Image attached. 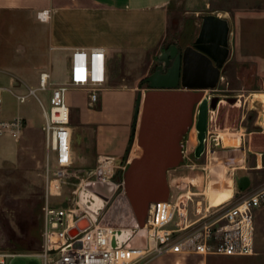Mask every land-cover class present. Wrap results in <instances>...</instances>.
<instances>
[{
	"label": "rangeland",
	"instance_id": "374dc122",
	"mask_svg": "<svg viewBox=\"0 0 264 264\" xmlns=\"http://www.w3.org/2000/svg\"><path fill=\"white\" fill-rule=\"evenodd\" d=\"M22 15L11 16L9 28L0 25V31L4 29V32H0V50L9 49V58L0 59V63L3 61H9L7 64L11 63L5 71L0 73V85L11 88L9 92L3 94L4 117L11 118L21 114L27 118L29 125L42 127L45 124L43 110L44 107L49 109L50 96L45 92H39V99L30 97L22 105H19L16 96L26 94L29 87L34 89L39 87V74L32 67L33 64L39 62V59L29 57L25 48L29 44H36L41 48L47 46L48 30H44L43 27L34 24ZM207 15H222L229 21L231 55L223 70L218 88L206 93L209 99L220 98L221 102L217 111L223 119H234L237 116L233 107L236 103L232 104L228 102V99L241 100L242 95H248L251 92L264 93V0H176L170 9L166 47L175 44L184 50L187 45H193L198 38L203 17ZM156 64L155 68L153 67L154 70L160 65L159 62ZM68 65L66 58L54 59L52 72L59 83L66 81ZM17 67L25 68L26 72L17 71L18 69H15ZM145 67L146 64H144L143 71L135 75L137 79L144 77L142 86L148 85L145 82L147 75ZM12 76L16 80V87L10 85ZM72 97L77 101L87 98L90 100L89 96H79L76 93ZM256 98L260 97H252V99ZM252 106L257 107L254 104ZM257 109L259 110L258 107ZM74 111L73 108V114ZM248 116L251 122L258 116L262 121L264 112L254 110ZM72 124L74 125V121ZM197 133L196 126H194L183 139L184 162L177 169L171 170L168 175L171 192H173L172 189L175 191L179 188L185 191L191 190L198 194L199 201L207 199L211 203L219 190L229 185L232 186L233 191L234 187L239 191L237 184L243 173H239L237 168L239 166L230 164V160L224 154L207 156L208 154L204 153L201 158L196 157L195 152L199 145ZM23 135L24 132L19 137L9 135L0 137V251L33 256L43 247V209L45 205L50 201L52 204L71 206L77 185H60L63 189L58 194L57 191L52 190L49 197V169L53 167V162L48 148L47 153L41 156H38V148H31L30 150L33 149L32 164L18 163L12 150L19 146L21 156H23V147L20 142ZM76 136L80 139V133ZM97 168L83 170L78 174L93 175L92 173H95ZM198 177L205 180L203 186L199 187ZM114 180L116 184L121 181L118 173ZM79 181L75 180V183L78 184ZM214 183L216 184L213 186ZM116 184H114L115 189L110 195V200L103 199L105 204L101 207L90 201L92 197L88 192L84 193V201L87 206L100 212L102 225L131 229L134 217L125 195L117 189ZM263 186L264 180L250 188L256 190ZM82 191L83 186L79 193ZM238 197L237 194L229 200L234 201ZM140 241L142 238L138 236L133 244H138ZM157 259L150 264H183L179 261L181 258L177 256ZM12 264H43V261L39 257H25L15 259ZM185 264H203V258L191 256L186 259ZM205 264H264V204L256 218V255L251 257L212 256Z\"/></svg>",
	"mask_w": 264,
	"mask_h": 264
},
{
	"label": "crops",
	"instance_id": "0c3cea01",
	"mask_svg": "<svg viewBox=\"0 0 264 264\" xmlns=\"http://www.w3.org/2000/svg\"><path fill=\"white\" fill-rule=\"evenodd\" d=\"M175 1L0 0L1 27L9 28V18L14 14H23L22 16H26L29 21L48 30L47 46L41 48L36 44H29L25 48L29 57L39 59V62L32 66L39 74V78L42 72L48 71L52 81L59 84L52 72L54 59L66 58L69 63L72 53L77 49L103 48L107 52L108 82L100 93L98 103L91 105L88 98L77 101L72 97L75 93L88 97L89 92L84 89H71L67 94L71 124L74 121L73 156L77 170H95L100 161L110 159L121 176L124 174L123 170L129 167L136 156L144 97L150 87L142 86L144 77L137 79L135 75L142 72L146 64L147 82V78L156 71L154 66L157 65L160 56L175 45L170 44L166 47L170 9ZM42 11L51 12L48 21H40L37 18L38 13ZM6 41L8 43L7 38ZM8 51L9 49L6 51L1 49L0 59H8ZM7 63L9 61L0 63V73L11 64ZM15 69L22 73L26 72L23 67ZM15 82L12 76L11 87H16ZM66 82L67 78L64 83ZM0 88L5 92L11 89L3 85H0ZM47 94L50 96V93ZM253 96H264V93L251 92L242 95L241 100H237L233 106L237 114L234 119H223L219 111H210L206 150L207 156L221 153L230 160V164L239 166L238 172L243 173L239 178L248 177L251 181L250 187H255L264 180V118L261 121L258 116L251 122L248 116L254 110L264 112V109L261 106V99H252ZM138 105L140 110L136 119ZM18 115L22 116L17 114L11 118ZM22 117L25 119V131L20 141L23 156L19 146L12 150V154L18 163L32 164L33 149L38 148V156L47 153L45 124L42 127H33L34 124L29 125L27 118ZM78 133L80 139L76 136ZM31 148L33 149L30 150ZM220 150L222 152H219ZM53 159L51 156V160ZM198 181L199 187L205 183L201 177H198ZM241 192L244 191L240 189L238 191L234 187L231 199ZM187 258H181L179 261L185 264ZM207 259L203 258V264Z\"/></svg>",
	"mask_w": 264,
	"mask_h": 264
},
{
	"label": "built area",
	"instance_id": "2783aa9c",
	"mask_svg": "<svg viewBox=\"0 0 264 264\" xmlns=\"http://www.w3.org/2000/svg\"><path fill=\"white\" fill-rule=\"evenodd\" d=\"M37 18L48 21L51 12L42 11ZM107 82L106 50L77 49L69 60L66 83H54L51 74L44 71L37 89L29 87L26 94L16 96L22 105L30 97L39 99V92L50 93V107L43 110L48 153L54 157L53 167L49 169V197L52 190L58 194L63 189L61 186L77 185V190L71 206L50 201L45 205L43 247L39 253L23 256L0 251V264H12L15 259L25 257H39L43 264H148L168 255L204 259L256 255V218L264 204V186L256 190L249 188L238 199L219 206H213L207 199L199 201L198 194L191 190L172 189L167 202L150 205L143 229L139 225L126 229L101 224L100 212L86 205L84 193L88 192L86 186L90 182L116 184V167L112 160L104 159L93 175L78 174L67 94L71 89L87 90L90 104L95 105ZM4 93L0 88V137H19L24 132L25 119L20 115L4 117ZM120 178L116 186L124 194L122 175ZM75 180L80 181L77 184ZM81 186L83 191L79 193ZM82 221L87 224L84 229L79 227ZM138 236L142 241L133 244Z\"/></svg>",
	"mask_w": 264,
	"mask_h": 264
},
{
	"label": "water",
	"instance_id": "95a60500",
	"mask_svg": "<svg viewBox=\"0 0 264 264\" xmlns=\"http://www.w3.org/2000/svg\"><path fill=\"white\" fill-rule=\"evenodd\" d=\"M230 34L228 20L217 15L203 17L195 44L185 50L171 46L160 56L156 71L147 78L150 90L144 97L138 152L123 174L125 199L134 224L142 229L150 205L170 199L168 175L184 162L182 142L194 126L199 141L195 155L201 158L206 153L209 114L221 102L219 97L209 100L206 92L216 90L222 79V69L231 55ZM228 102L235 104L237 99ZM139 110L140 105L136 119ZM250 184V179L243 177L238 188L247 191ZM86 188L108 201L115 185L89 183ZM79 227L86 228V221Z\"/></svg>",
	"mask_w": 264,
	"mask_h": 264
},
{
	"label": "bare ground",
	"instance_id": "6f19581e",
	"mask_svg": "<svg viewBox=\"0 0 264 264\" xmlns=\"http://www.w3.org/2000/svg\"><path fill=\"white\" fill-rule=\"evenodd\" d=\"M258 97H260L261 106L264 109V96H258ZM197 137H198V133H197ZM88 194H90L89 196L92 197L91 198L92 200H90V201L94 205H99L101 207L104 204V201L100 197H97V196L93 195L91 192H89ZM232 195H233V188H232L231 185H229L227 188H225L223 190H219L218 194L214 197V199H212L211 204L213 206H219L221 204H224L226 201H228L232 197ZM199 205H201V204H199ZM131 224H132V226H135L133 220H132Z\"/></svg>",
	"mask_w": 264,
	"mask_h": 264
},
{
	"label": "flooded vegetation",
	"instance_id": "af4514ba",
	"mask_svg": "<svg viewBox=\"0 0 264 264\" xmlns=\"http://www.w3.org/2000/svg\"><path fill=\"white\" fill-rule=\"evenodd\" d=\"M194 45V44H193Z\"/></svg>",
	"mask_w": 264,
	"mask_h": 264
}]
</instances>
